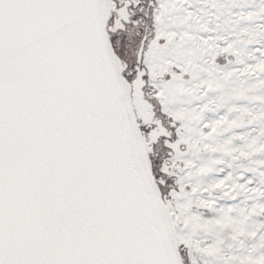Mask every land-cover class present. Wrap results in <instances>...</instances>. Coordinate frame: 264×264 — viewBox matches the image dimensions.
Instances as JSON below:
<instances>
[{"label":"snow or ice","instance_id":"1","mask_svg":"<svg viewBox=\"0 0 264 264\" xmlns=\"http://www.w3.org/2000/svg\"><path fill=\"white\" fill-rule=\"evenodd\" d=\"M0 264H264V0H0Z\"/></svg>","mask_w":264,"mask_h":264}]
</instances>
